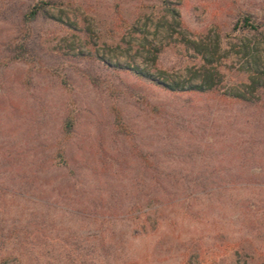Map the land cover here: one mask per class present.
Listing matches in <instances>:
<instances>
[{
    "label": "rangeland",
    "instance_id": "1",
    "mask_svg": "<svg viewBox=\"0 0 264 264\" xmlns=\"http://www.w3.org/2000/svg\"><path fill=\"white\" fill-rule=\"evenodd\" d=\"M30 1L0 0V59ZM62 1L78 29L40 19L30 31L36 62L0 63V259L264 264V96L257 106L224 96L247 81L237 57L203 95H172L100 61L185 77L202 61L182 39L220 36L230 50L243 15L264 23V0ZM164 17L172 28L157 27ZM133 28L161 49L156 66L128 50ZM68 117L75 128L64 141ZM60 145L68 167H52ZM147 157L158 160L154 178Z\"/></svg>",
    "mask_w": 264,
    "mask_h": 264
},
{
    "label": "trees",
    "instance_id": "2",
    "mask_svg": "<svg viewBox=\"0 0 264 264\" xmlns=\"http://www.w3.org/2000/svg\"><path fill=\"white\" fill-rule=\"evenodd\" d=\"M166 4V10L173 18L174 23L181 27L180 13L176 8L169 6L170 2H166ZM8 13H11V9ZM8 16L10 15H7L6 18ZM15 19L19 26V33L21 32L22 35L21 37H15L13 42L6 47L8 55L0 59V63L3 62L2 64L4 65L9 63L34 64L36 62L38 56H36L35 48L31 43L30 31L31 25L40 19L52 20L71 30L78 29L77 21L71 19L62 0H31L16 12ZM157 27L172 28V24L167 17H164ZM233 30L238 32L240 37L238 38V43L232 44L230 50L222 49L220 36H217L215 39H211L210 37L182 39L202 61L199 67L190 69L185 77L176 78L165 71H159L156 74L151 68L141 67L135 61L122 64L103 57H100V61L115 71L125 72L137 79V81L148 83L150 86H154L172 95L185 93L203 95L218 90L223 82V75L220 71L223 60L230 56H236L239 71L247 75V81L228 88L224 92V96L235 103L257 106L264 96V23L258 22L252 15L246 14L236 22ZM23 31L26 34L23 35ZM136 34H140V37H135ZM131 36L133 39L127 43L130 46L128 50L136 48V55H149L152 66H156L161 49L156 47L153 41H150L146 35L141 34L136 28H133ZM118 48L121 47L119 46ZM116 112L117 126L121 127L122 130H127L126 134L128 135L129 128L122 118L121 112L117 109ZM74 128V119L68 117L63 126L62 135L64 136V141L72 136ZM66 153L63 145L57 147L55 158L50 161H58L52 167H68ZM145 160H148L146 169L153 174L152 178L156 177L154 174L159 175L162 173L159 171L157 159L153 160L147 157ZM41 166L35 163L32 165L37 173V170L41 172ZM24 168L23 173L30 171L27 166H24ZM152 184L154 183L152 182ZM214 184L212 183V185ZM3 188L0 191H3ZM3 236V232H1L0 241H2ZM0 253L4 255L1 249ZM0 264H9L6 257L0 259Z\"/></svg>",
    "mask_w": 264,
    "mask_h": 264
}]
</instances>
